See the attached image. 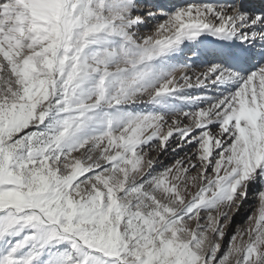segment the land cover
Returning a JSON list of instances; mask_svg holds the SVG:
<instances>
[{
	"label": "snow or ice",
	"instance_id": "snow-or-ice-1",
	"mask_svg": "<svg viewBox=\"0 0 264 264\" xmlns=\"http://www.w3.org/2000/svg\"><path fill=\"white\" fill-rule=\"evenodd\" d=\"M0 264H264V7L0 0Z\"/></svg>",
	"mask_w": 264,
	"mask_h": 264
},
{
	"label": "rangeland",
	"instance_id": "rangeland-1",
	"mask_svg": "<svg viewBox=\"0 0 264 264\" xmlns=\"http://www.w3.org/2000/svg\"><path fill=\"white\" fill-rule=\"evenodd\" d=\"M155 1V0H154ZM229 2V0H225L224 2ZM224 3L223 1H221ZM157 4V3H156ZM159 4V3H158ZM154 27V24L149 25L143 29V34H149ZM188 75V71H186ZM194 94L203 95L205 94V89H199V90H193ZM146 99V98H145ZM137 111H148L149 106L147 105H140L136 108ZM191 150V149H188ZM151 155L153 157L157 156L156 152H152ZM184 152L180 153V156H183ZM178 157L175 154L169 153L167 155H163L160 157V163L156 165L157 169H161L164 166H170L174 159H177ZM260 185L253 186L250 189L249 195L247 200L245 201L243 207L240 209L238 213H234L231 222L227 225L225 228V237L224 240L221 242L222 249L226 248L228 240L230 239L231 235L234 234L238 228L246 226V222L248 220L249 215L253 214L256 211V208L258 206V192L261 190Z\"/></svg>",
	"mask_w": 264,
	"mask_h": 264
},
{
	"label": "bare ground",
	"instance_id": "bare-ground-1",
	"mask_svg": "<svg viewBox=\"0 0 264 264\" xmlns=\"http://www.w3.org/2000/svg\"><path fill=\"white\" fill-rule=\"evenodd\" d=\"M221 1L224 2L225 0H155V1L154 0H144V2L150 5L156 4V3L162 4L165 6L166 9L186 6L187 4H201L204 2L219 4V3H222ZM227 2H224V3H227ZM247 3L250 4L253 9H259L261 7H264V0L263 1L262 0H247ZM152 24H154V22L149 23V25H152ZM212 39L213 38L208 37L206 38V42L210 43ZM175 62L181 65L185 63L189 64V67L187 69L177 73V77H179L180 75H183L185 71H188L189 73H191L190 75L195 76L196 74L200 72L206 71L207 66H208L206 63L192 64L190 54L189 56H182V57L177 58ZM195 90H199V89H195Z\"/></svg>",
	"mask_w": 264,
	"mask_h": 264
}]
</instances>
